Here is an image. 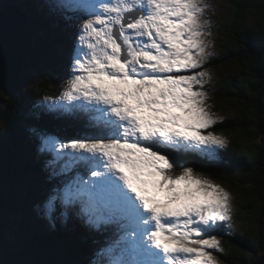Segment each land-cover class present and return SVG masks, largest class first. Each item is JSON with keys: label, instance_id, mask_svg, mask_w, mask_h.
<instances>
[{"label": "snow or ice", "instance_id": "6c2138e0", "mask_svg": "<svg viewBox=\"0 0 264 264\" xmlns=\"http://www.w3.org/2000/svg\"><path fill=\"white\" fill-rule=\"evenodd\" d=\"M60 7L69 20L87 18L72 74L49 108L77 112L95 131L66 141L41 136L40 151L53 154V176L77 165L87 175L53 188L47 211L58 201L79 204L89 224L114 228L115 239L99 253L107 261L94 264H219L224 249L215 233L231 230L233 196L191 166L177 170L175 160L213 157L229 143L211 130L223 117L210 111L204 87L212 75L203 68L212 44L210 5L62 0Z\"/></svg>", "mask_w": 264, "mask_h": 264}, {"label": "trees", "instance_id": "16d2710c", "mask_svg": "<svg viewBox=\"0 0 264 264\" xmlns=\"http://www.w3.org/2000/svg\"><path fill=\"white\" fill-rule=\"evenodd\" d=\"M230 1L233 16L217 20L222 50L209 56L203 66L208 71L218 68V84L225 76L227 88L225 92L213 90L217 98H208V104L220 110L228 108L232 100L237 109L236 114L226 116L213 129L225 132L230 144L227 149L217 150L213 157L188 153L176 154L175 158L177 170L191 166L199 174L228 183L242 198L240 209L248 219L249 229L244 240L239 241V248L224 256L226 262L264 264V0ZM12 3L27 13L34 44L25 56L15 91L9 94L6 104H0V180L7 209L6 224L0 229V264L106 262L108 258L99 253L115 239L114 228L101 231L89 224L79 204L58 201L51 214L45 207L53 188L62 189L75 179L68 175L84 176L86 172L77 165L67 173L53 176L47 165L53 154L40 151L41 136L70 140L66 136L82 138L95 131L77 112H72L77 119L71 120L72 130H68L71 121L66 118L71 112L50 109L49 104L56 100L44 99L45 93L59 95L61 91L51 79L57 81L69 75L58 44L68 39L66 29L72 22L66 17L72 14L60 7L62 0ZM224 66L230 67L225 75L220 73ZM204 87L210 88L208 84ZM61 131L66 136H61ZM85 227L89 228L87 232Z\"/></svg>", "mask_w": 264, "mask_h": 264}, {"label": "rangeland", "instance_id": "374dc122", "mask_svg": "<svg viewBox=\"0 0 264 264\" xmlns=\"http://www.w3.org/2000/svg\"><path fill=\"white\" fill-rule=\"evenodd\" d=\"M43 1H45V0H43ZM54 1L57 2V0H54ZM10 2H13V0H0V8L4 7L5 4L10 3ZM205 2L210 5V7H208L205 10V15L207 18H209L212 21L211 27L209 29L211 32V35L208 37V39L212 41V44L208 48V52L210 53V57L212 58L213 56L218 55L220 53V51L222 50L221 36L216 31V29L218 28L217 20H223V19L229 20L233 16V10L231 9V1L230 0H205ZM250 17H252V15H250ZM85 18H87L86 14H82V13H78L75 16H73V19L70 20L72 23L71 24L69 23L70 24L69 28L66 29V30H68V32H67L68 39H66L65 42H61L58 44V49H59V53H60V57L62 60L63 67H66L68 69L67 73L69 75L65 76L61 80L57 79V81L55 79H54V81L51 79L50 82L51 81H52V83L56 82L57 85L60 87L61 91L63 89L64 82L72 74L71 64H72V57H73L75 45H76V38L79 34V25H80L81 21H83ZM253 20L254 19L252 18V21ZM229 70H230L229 66L228 67L224 66L220 69V73H223L225 75L228 73ZM209 72L212 74L211 80L207 83L210 88H208L209 90L208 89H205V90L208 93V98H212L215 100L217 98V94L214 93L215 91L218 90V92H220V91L225 92L227 89L225 87V84H224L225 83V76L221 78V82H220V84H218L219 82L216 79V75L218 73V68H212L209 70ZM217 78H218V76H217ZM212 81H214V83H212ZM207 84H205V85H207ZM213 90H214V92H213ZM61 91H60V93H61ZM60 93H59V95H60ZM59 95L58 94L53 95L49 92L45 93V97H52L53 100H56L59 97ZM8 98H9V94H7L1 90V92H0V104H6L5 101ZM61 103H66V102H61ZM209 107H210V111H212L217 116L223 117V119H225L226 116H233L234 114L237 113V109L235 108L234 102L232 100L229 101L228 108L222 107V108H220V110H216L215 108L212 107V105H209ZM75 116L76 115L72 114V112H71V115L69 118H66V117H62V118L63 119L66 118V119H69L68 121L72 120L74 122L77 119V116H76V118H75ZM72 121L68 124V128H67L68 130H72L70 128V125H72ZM213 129H214V126L212 127L211 130L214 131ZM214 132H216L219 135L225 136L227 138V140L229 141V136L225 132H222V131H214ZM60 133H61V136H66L62 131ZM66 137L67 138L71 137L70 139L73 138L72 136H69V135ZM60 140H62V138H60ZM65 140H67V139H65ZM229 144L230 143H228V145ZM175 160H176V158H175ZM73 174L68 175L67 177L69 179L76 178L77 174L75 175V177H73ZM205 174H203V175L206 176L207 178L215 181L216 183L222 185L233 196V213H232V219L230 221L231 230L229 232H227V234H225L224 232L215 233L221 238V243H222V246L224 249V252L222 254L217 253L218 258H219V264H228V262H226V259L224 258V256L226 257V256L231 255L233 253V250L236 247H238L237 245H239L238 244L239 241L244 240V237L246 236L245 232H247V230L249 229V222H248V219H245L243 217V211L240 209L242 198H241L240 194L238 193V191H236L233 188H230V185L228 183H220V181H216L213 177L208 176L209 174L208 175L207 174L205 175ZM85 175L86 174H84V177H85ZM88 229H89L88 227H85V232H87ZM234 238H236L237 240Z\"/></svg>", "mask_w": 264, "mask_h": 264}, {"label": "water", "instance_id": "95a60500", "mask_svg": "<svg viewBox=\"0 0 264 264\" xmlns=\"http://www.w3.org/2000/svg\"><path fill=\"white\" fill-rule=\"evenodd\" d=\"M34 35L27 13L12 2L0 8V88L12 94L20 80L22 65L33 47ZM264 115V112H263ZM6 206L0 180V229L6 224Z\"/></svg>", "mask_w": 264, "mask_h": 264}, {"label": "bare ground", "instance_id": "6f19581e", "mask_svg": "<svg viewBox=\"0 0 264 264\" xmlns=\"http://www.w3.org/2000/svg\"><path fill=\"white\" fill-rule=\"evenodd\" d=\"M31 25V24H30ZM32 27V26H31Z\"/></svg>", "mask_w": 264, "mask_h": 264}]
</instances>
